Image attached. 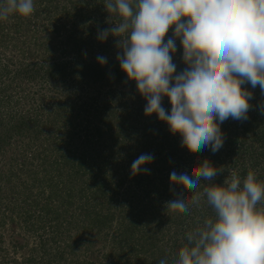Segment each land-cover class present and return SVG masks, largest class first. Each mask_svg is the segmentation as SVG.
Returning <instances> with one entry per match:
<instances>
[{
  "label": "trees",
  "instance_id": "1",
  "mask_svg": "<svg viewBox=\"0 0 264 264\" xmlns=\"http://www.w3.org/2000/svg\"><path fill=\"white\" fill-rule=\"evenodd\" d=\"M33 3L29 17L0 21V50L22 59L40 56L32 64L0 57V81L6 78L0 82V264H159L164 258L174 264L186 233L214 212L206 200L187 213L170 210L168 202L203 192L207 183L222 185L232 170L241 178L251 170L264 182V92L259 85L249 90L246 120L223 122L218 151L206 146L192 153L155 113L145 115L146 99L117 60V38L99 39L119 22L104 0ZM173 33L174 27L165 43ZM59 45L70 49V59L49 68L44 59L53 58ZM175 45L174 75L187 67L179 38ZM88 51L96 56L84 58ZM85 85L92 95L77 103L87 97ZM57 92L69 95L57 102L63 125L56 118L52 133L39 108L18 104L23 93L35 103L36 96L56 100ZM161 103L170 114L169 99ZM142 154L153 156L143 166L149 171L133 175L132 163ZM205 160L218 171L211 181L187 191L170 182L173 171L191 176ZM7 224L14 227L7 230ZM6 238L16 257H10Z\"/></svg>",
  "mask_w": 264,
  "mask_h": 264
},
{
  "label": "clouds",
  "instance_id": "2",
  "mask_svg": "<svg viewBox=\"0 0 264 264\" xmlns=\"http://www.w3.org/2000/svg\"><path fill=\"white\" fill-rule=\"evenodd\" d=\"M104 6L119 22L99 39L117 38L122 50L117 60L146 99L145 115L155 113L192 153L206 146L218 151L223 122L248 118L252 93L241 86L248 82L264 92V0H104ZM33 12V0L0 3V21ZM173 27L174 38L165 43ZM175 38L187 65L176 75ZM98 61L103 65L106 58ZM163 97L170 101V114L162 107ZM152 161L151 154L140 155L132 174L147 173L143 166ZM217 175L205 160L191 176L173 171L170 182L196 190ZM228 177L222 185L207 183L203 192L168 202L170 210L187 213L206 200L214 212L186 233L174 264H264V207H258L264 202V182L251 170L244 178L235 170ZM159 264H168L167 258Z\"/></svg>",
  "mask_w": 264,
  "mask_h": 264
},
{
  "label": "rangeland",
  "instance_id": "3",
  "mask_svg": "<svg viewBox=\"0 0 264 264\" xmlns=\"http://www.w3.org/2000/svg\"><path fill=\"white\" fill-rule=\"evenodd\" d=\"M56 46V44L54 43V44H52V46L51 47H55ZM62 47V45H59L58 47H57V51H56V53H54V57L53 58H51V59H44L45 60V62H47L46 63V65L47 66H49V68H54V67H56L58 64H61V63H63V62H61V61H64V63L65 62H67L69 59H70V52L71 51H69L70 49L67 47V49H63V47ZM86 50V49H85ZM87 51V50H86ZM18 52H16V51H10V50H6V51H4V50H0V57H2L3 59H4V57H5V59L6 58H14L15 59V61H17V62H19V61H23V62H31V63H29V64H32V62H35L36 61V58H40V56H37L36 54L35 55H33L32 57H29V58H24V59H22V58H19V57H21V55L18 57ZM43 55V54H42ZM96 56V52H93V51H88V52H86V53H84L83 54V56H84V58H88L89 56ZM44 57H45V55H43ZM49 57V55L47 56V58ZM13 59V60H14ZM22 59V60H21ZM28 60V61H27ZM57 61V62H56ZM179 60L177 59V60H174V59H172V62L174 63V64H176L177 62H178ZM5 80H6V78L4 79L3 78V80L2 81H0L1 83H3V82H5ZM61 80H63V79H60V81ZM39 81V80H38ZM38 83H41V81H39ZM33 84V83H32ZM86 84V83H85ZM247 91H249L251 88H252V90L254 89L252 86H250L251 84L250 83H248L247 82ZM2 86V85H1ZM0 86V87H1ZM28 86V85H27ZM67 86V85H66ZM85 86H87V88L85 89L86 90V92H87V94H84L83 96H87L86 98H83L82 100H80V101H78L77 103H79V102H81V101H83V100H86L87 98H89L92 94V90L88 87V86H90V85H85ZM56 87L60 90V89H62V87H63V83H60V82H58V83H56ZM32 89L36 92V91H38V88L36 87V86H33L32 87ZM87 89H89V90H87ZM70 92H74V90L73 91H70ZM67 95H69L68 93H58L57 92V95L55 96V99L56 100H50V99H48L47 97H46V99L44 100V102L43 101H41L40 99H39V96H36V99H38L35 103H33V102H31V101H27L26 100V98H25V96H24V93L23 94H21V102L18 104L19 105V107H21V109H24V110H26L27 108H30V107H37V108H39L41 111H39V112H41V115H40V117L39 118H41V121L42 122H45V125H46V128L47 129H45V130H47L48 132L49 131H51L52 133H54L55 132V130H56V122L58 121V122H60L61 121V124L63 125V120L61 119V117L60 116H58L57 115V108L59 107L58 106V103L57 102H65V100H61V99H67ZM71 96V95H70ZM60 99V100H58V99ZM58 100V101H57ZM69 102V101H68ZM69 106H70V104H68ZM14 106H16V104L14 105ZM68 106V107H69ZM60 114V113H59ZM78 116H81V114H80V112H78ZM55 118V119H54ZM56 118L57 119H59V120H57V121H55L56 120ZM82 119H85V118H82ZM7 120V119H6ZM86 120H88V119H86ZM41 122V123H42ZM54 122V123H53ZM59 127H61L60 126V123L58 124V128ZM8 157V161H10L9 160V158L11 157V153H7L6 154V158ZM7 161V162H8ZM8 164V163H7ZM7 166V165H6ZM258 207H264V202H261V204L258 206ZM200 225H202L203 223H199ZM11 227H14L12 224H10V225H8L7 224V227H6V229L7 230H9ZM9 231H7V233H8ZM6 246H7V249H8V252L10 253V257L11 258H13V257H16V254L14 253V251L13 250H11V248L9 247V244H8V239L6 238ZM33 245L36 243L35 241H32L31 242ZM17 257H19V258H21L20 257V255L18 254L17 255Z\"/></svg>",
  "mask_w": 264,
  "mask_h": 264
}]
</instances>
